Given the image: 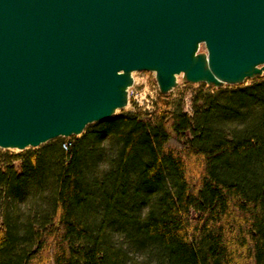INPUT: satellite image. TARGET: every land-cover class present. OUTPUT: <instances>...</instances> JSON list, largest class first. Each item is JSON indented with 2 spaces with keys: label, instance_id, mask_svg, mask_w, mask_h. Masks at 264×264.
I'll return each mask as SVG.
<instances>
[{
  "label": "trees",
  "instance_id": "trees-1",
  "mask_svg": "<svg viewBox=\"0 0 264 264\" xmlns=\"http://www.w3.org/2000/svg\"><path fill=\"white\" fill-rule=\"evenodd\" d=\"M74 137L0 157V264H264V77Z\"/></svg>",
  "mask_w": 264,
  "mask_h": 264
},
{
  "label": "water",
  "instance_id": "water-1",
  "mask_svg": "<svg viewBox=\"0 0 264 264\" xmlns=\"http://www.w3.org/2000/svg\"><path fill=\"white\" fill-rule=\"evenodd\" d=\"M143 71L163 96L179 76L264 77V0H0V148L83 135L127 108Z\"/></svg>",
  "mask_w": 264,
  "mask_h": 264
},
{
  "label": "built area",
  "instance_id": "built-area-1",
  "mask_svg": "<svg viewBox=\"0 0 264 264\" xmlns=\"http://www.w3.org/2000/svg\"><path fill=\"white\" fill-rule=\"evenodd\" d=\"M133 78L134 84L129 88V105L127 108L131 109L132 112L136 110L154 111L156 103L161 97L155 73L148 71L135 72ZM71 144V141H65L63 146L67 149Z\"/></svg>",
  "mask_w": 264,
  "mask_h": 264
},
{
  "label": "rangeland",
  "instance_id": "rangeland-1",
  "mask_svg": "<svg viewBox=\"0 0 264 264\" xmlns=\"http://www.w3.org/2000/svg\"><path fill=\"white\" fill-rule=\"evenodd\" d=\"M204 50H205V48H202V51H204ZM260 78H263V77H260ZM178 80H179V86L171 92V94H170L171 100H173V103H177V104L181 103L183 105L184 110L188 111V112H192V98L196 94L197 91L206 90V91L210 92L213 90L212 86H209L205 83H200V84L185 83L183 76H179ZM254 80H256V79H254ZM254 80H247L245 85L252 84ZM130 112H132L131 109L125 108L123 110L118 111L117 115L127 114ZM81 137H82V135L79 136V138H81ZM74 138L75 137L58 138L56 140H61V141L64 140V141H71L72 142L74 140ZM49 143H47V144H49ZM47 144H44L38 148H29V149H26L24 151H20V150H16V149L14 150V149L0 148V157L4 154L27 155L30 153L39 152Z\"/></svg>",
  "mask_w": 264,
  "mask_h": 264
}]
</instances>
